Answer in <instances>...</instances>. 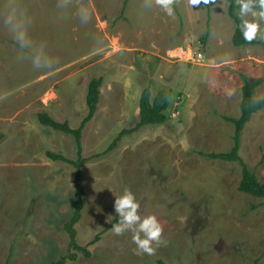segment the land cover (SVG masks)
Returning a JSON list of instances; mask_svg holds the SVG:
<instances>
[{"label":"rangeland","instance_id":"1","mask_svg":"<svg viewBox=\"0 0 264 264\" xmlns=\"http://www.w3.org/2000/svg\"><path fill=\"white\" fill-rule=\"evenodd\" d=\"M124 2L0 0V264H51L68 252L75 169L48 152L76 159L75 137L39 114L79 127L93 77L101 78L98 110L83 129L85 194L75 224L90 255L72 249L66 264H264L263 199L237 191L238 162L203 155L232 144L234 126L223 116L239 114L241 75L260 79L253 95L264 97V46L231 43L225 0H209L207 11L201 0H177L172 16L155 0H129L121 12ZM81 8L92 14L87 22ZM18 26L28 31L26 48L13 39ZM185 46L200 63L166 55ZM45 59L58 61L54 71L42 70ZM144 86L151 97L170 89L168 119L108 150L139 120ZM238 155L264 182V107L244 124ZM125 190L142 217L163 225L167 244L155 255H137L131 232L112 231Z\"/></svg>","mask_w":264,"mask_h":264},{"label":"trees","instance_id":"2","mask_svg":"<svg viewBox=\"0 0 264 264\" xmlns=\"http://www.w3.org/2000/svg\"><path fill=\"white\" fill-rule=\"evenodd\" d=\"M129 0H125L121 12H124L126 4ZM203 7L207 11L209 0H201ZM226 5V14L233 22V30L230 36V41L233 45H251V44H261L264 46V39H256L251 43L246 42L243 39L242 33L240 31V19L237 16L235 10V0H225ZM175 10V5L173 6ZM206 27V25H205ZM208 33L207 27L202 32L201 42L204 41ZM242 84L240 86V103H239V114L237 117L223 116L225 120L233 123L234 126V135L232 137V144L230 148L226 151L220 152H209L203 153L207 158L219 159L222 161H236L240 166V177L236 184V189L239 192L248 194L252 197L262 198L264 202V182L258 180L256 174L253 170H250L247 165L242 161L238 155L239 145H240V134L241 130L249 120L250 116L255 113L257 110L264 107V97H255L253 95L254 88L260 83V79H250L245 75H241ZM101 85L100 77H93L89 80L87 85V92L85 97V103L88 107L87 114L81 121L79 127L73 128L68 122H59L52 118L48 113L43 112L39 114V120L42 124L49 126L55 130L62 131L66 134H73L75 137L76 147L75 155L76 159L70 160L66 159L63 155L54 152H48V156L53 160H63L73 165L75 169L74 178H73V201H72V213L70 217L64 222V230L68 234V252L66 255L61 256L57 260L53 261L51 264H66L68 258L74 259L75 254L71 252L72 249L83 251L87 256L90 255V252L86 250L85 246H81L76 241V230L75 224L81 217V211L83 208V197L85 194L84 187L81 179V168L87 158L82 156L83 148V129L87 122L93 119L95 113L98 110V101H99V89ZM170 89L161 88L158 89L154 95L151 97L150 87L144 86L140 92L138 103H139V120L136 122V125L131 129H123L115 137V139L110 144L108 150L117 146V144L122 140L125 134L136 132L142 126L160 124L165 122L168 119L167 110L170 106ZM117 219L115 218L112 224H115ZM98 238L96 234L91 240L94 242ZM158 264H166L161 260L157 261ZM193 264V263H190Z\"/></svg>","mask_w":264,"mask_h":264},{"label":"clouds","instance_id":"3","mask_svg":"<svg viewBox=\"0 0 264 264\" xmlns=\"http://www.w3.org/2000/svg\"><path fill=\"white\" fill-rule=\"evenodd\" d=\"M189 2L195 4L199 3V0H189ZM176 3L177 0H155V5L162 8L169 16L174 14L173 6ZM235 7L240 19L239 27L243 39L248 43L258 38L264 39L261 35L262 23H264V0H235ZM79 12L83 22L91 18L92 14L88 9L81 8ZM13 39L21 48L29 46L30 37L26 28L15 27ZM57 63L55 59L51 61L45 59V67L42 70L54 71ZM36 67L34 61V69ZM140 207L135 194L130 190H125L123 195L116 197L114 210L119 220L112 225V231L118 236L131 232L137 255H155L158 247L167 244V241L162 239L164 228L156 215L142 217Z\"/></svg>","mask_w":264,"mask_h":264},{"label":"built area","instance_id":"4","mask_svg":"<svg viewBox=\"0 0 264 264\" xmlns=\"http://www.w3.org/2000/svg\"><path fill=\"white\" fill-rule=\"evenodd\" d=\"M166 55L171 59L184 60L197 64L201 61L200 52L194 48H191L190 46L173 47L167 50Z\"/></svg>","mask_w":264,"mask_h":264}]
</instances>
